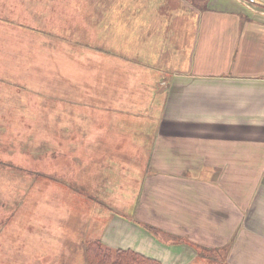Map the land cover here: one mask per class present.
<instances>
[{
  "label": "crops",
  "instance_id": "1",
  "mask_svg": "<svg viewBox=\"0 0 264 264\" xmlns=\"http://www.w3.org/2000/svg\"><path fill=\"white\" fill-rule=\"evenodd\" d=\"M131 6L116 27L123 45L117 56L142 70L117 75L129 87L142 80L141 92L154 96L133 109L155 111L148 133L134 141L147 144L146 164L135 176L121 164V183L112 184L118 178L102 173L116 165L104 159L103 148L86 152L85 175L94 174L85 178L87 194L81 198L76 182L71 187L74 174L66 185L57 180L48 206L54 227L42 239L66 245L53 235L70 237L61 226L69 218L85 235L71 237L83 255L86 243L97 240L160 264H264V19L236 0H209L206 7L133 0Z\"/></svg>",
  "mask_w": 264,
  "mask_h": 264
},
{
  "label": "rangeland",
  "instance_id": "2",
  "mask_svg": "<svg viewBox=\"0 0 264 264\" xmlns=\"http://www.w3.org/2000/svg\"><path fill=\"white\" fill-rule=\"evenodd\" d=\"M132 1L0 0V264H87L71 238L85 237L77 220L62 222L68 239L54 232L63 247L42 239L54 227L48 206L57 180L66 185L74 174L71 187L76 182L83 198L91 182L85 178L94 175H85L86 152L100 148L116 165L102 173L118 178L112 184L121 183L122 167L135 176L145 166L147 144L134 141L148 133L155 111L133 109L152 104L154 96L141 92L142 80L129 87L117 75L142 70L117 56L123 45L116 27L131 15ZM185 6L175 5V21ZM86 135L113 142L83 143Z\"/></svg>",
  "mask_w": 264,
  "mask_h": 264
},
{
  "label": "trees",
  "instance_id": "3",
  "mask_svg": "<svg viewBox=\"0 0 264 264\" xmlns=\"http://www.w3.org/2000/svg\"><path fill=\"white\" fill-rule=\"evenodd\" d=\"M199 7H206L209 0H192ZM87 264H160L157 260L140 255L130 249H111L97 240L88 241L84 249Z\"/></svg>",
  "mask_w": 264,
  "mask_h": 264
},
{
  "label": "built area",
  "instance_id": "4",
  "mask_svg": "<svg viewBox=\"0 0 264 264\" xmlns=\"http://www.w3.org/2000/svg\"><path fill=\"white\" fill-rule=\"evenodd\" d=\"M243 5L244 10L254 13L256 16L264 19V0H236ZM263 15V16H262Z\"/></svg>",
  "mask_w": 264,
  "mask_h": 264
}]
</instances>
